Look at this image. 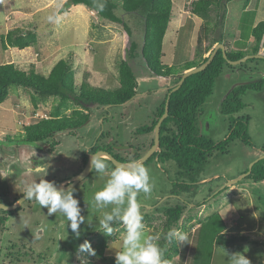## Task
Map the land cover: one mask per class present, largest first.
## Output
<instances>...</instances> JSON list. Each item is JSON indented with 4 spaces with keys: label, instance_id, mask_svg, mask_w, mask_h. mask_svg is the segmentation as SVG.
<instances>
[{
    "label": "rangeland",
    "instance_id": "rangeland-1",
    "mask_svg": "<svg viewBox=\"0 0 264 264\" xmlns=\"http://www.w3.org/2000/svg\"><path fill=\"white\" fill-rule=\"evenodd\" d=\"M192 1L173 0V16L163 41L161 61L164 64L178 66L197 57V38L204 20L192 13ZM245 2H228L224 34L227 46L232 49L238 48L236 39L250 42L251 25L264 20V0H250L247 6ZM50 15L53 16L52 21L48 20ZM15 26L37 28L38 39L35 45L24 49H3L0 44V64L13 62L26 71L34 66L36 72L48 75L55 63L66 58L73 60L77 84L86 78L93 85L108 89L120 85L119 64L127 47L122 24L102 19L84 4L67 6V0H0V36ZM139 28L140 25L135 30V37L141 38ZM207 45L204 40L203 46ZM261 54L264 55V47ZM132 63L140 82L137 95L122 105L93 104L89 110L72 103L64 115L85 109L89 111L90 119L74 129L72 134L67 130L55 135L60 143L53 148L52 154L44 142L9 143L4 139L6 133H22L26 125L49 117L53 106L58 104L52 96L34 106L31 90L11 86L9 97L0 103L1 202L13 201L26 184L33 181L39 182L43 178L54 182L77 174L83 169V153L98 139L101 144L114 145L122 155L129 153L130 160L136 153L134 149L144 152L148 148L155 133L138 135L136 130L151 123L153 112L174 80L172 77L146 74L141 57ZM243 63V67L241 63L224 66L216 79L214 93L202 107L199 129L215 141L228 134L229 116L221 112V102L226 93L240 84L258 81L264 75V60L247 59ZM243 101L245 107L233 116L249 117L248 133L252 145L235 140L228 154L216 153L195 176H179V168L172 159L158 162L155 158L145 166L149 169L153 190L149 195L140 193L137 199L142 205L147 234L153 230L160 231L156 227L163 221L166 207L178 203L187 207L175 228L187 235L186 249H182L186 242L179 243L182 250L171 262L163 264H228L224 249L229 254L244 253L252 264L264 261V180L241 177L263 154L264 84L259 90H247ZM131 145L134 149L130 148ZM103 158L108 156L103 155ZM53 159L58 161L56 165L51 164ZM39 162L51 165L44 177L43 173L37 176L29 172ZM105 162V174L99 175L92 170L74 186L73 195L78 198L81 215L85 217L78 238L62 214L48 216L47 209L41 208L35 200H26L22 210L10 217L9 229L6 226L0 233V264H102V255H115L124 231L123 222L118 219L110 221L113 233L105 234L99 220L103 212L111 211L114 205L106 209H96L93 205L95 191L103 187L114 169L110 161ZM238 178L236 183L230 184ZM176 181L191 185L178 194H172ZM182 182L177 185L182 186ZM223 231L228 235L243 232L248 239L219 245L216 237ZM70 240H74L73 243ZM86 240L94 244V256L79 250Z\"/></svg>",
    "mask_w": 264,
    "mask_h": 264
},
{
    "label": "trees",
    "instance_id": "trees-1",
    "mask_svg": "<svg viewBox=\"0 0 264 264\" xmlns=\"http://www.w3.org/2000/svg\"><path fill=\"white\" fill-rule=\"evenodd\" d=\"M230 1L232 0H193L191 2L190 9L192 13L204 20L197 38V57L175 66L164 64L161 61L164 37L173 16V0H67V6L84 4L97 12L102 19L123 25L127 47L119 64L120 85L114 89H108L93 85L86 78H83L81 83L77 84L73 60L70 61L71 59L66 58H62L55 63L48 75L36 72L34 66L26 71L17 67L13 62L1 63L0 103L9 97L12 85L31 90V100L34 106L52 96L58 101V104L53 106L49 117L26 125L22 133H6L4 139L7 142L37 143L45 141L51 145V149L59 145L60 142L54 138L55 135L67 130L72 134L74 129L85 124L90 119V113L85 109L89 110L90 105H122L137 95L139 90L138 75L132 62L139 57L143 59L141 64L146 74L163 78L172 77L174 80V84L167 89L162 102L153 112L151 123L136 130L138 135L155 133L156 123L165 112L166 100L171 89L177 84L184 72L205 62L208 58L205 54L212 51L216 44L224 43L227 57L231 60L240 59L248 54L256 55L263 52L264 20H260L254 26L251 25L249 29L250 42L236 39L237 49L227 46L224 28L228 14V2ZM245 1L244 5L247 6L250 0ZM120 10L122 11L120 12ZM119 12L123 13L120 14ZM138 25H140L139 29L142 32L141 38H138L139 36L135 37V30L138 29ZM37 39V28L15 26L5 34H1L0 44L3 49L8 47L24 49L35 45ZM204 40L208 42L206 47L203 46ZM247 46L248 49L245 50ZM255 60H264V57L248 59V61ZM225 65L232 66L224 57L222 50L219 49L205 69L186 77L181 87L171 92L168 115L160 126L159 150L155 151L143 163L145 166L155 158L158 162L172 159L179 168V176L184 174L195 176L200 167L206 164L216 153L228 154L230 145L235 140H239L246 145L253 144L248 133L249 117L233 115L245 107L243 95L247 90L262 88L264 75L258 81L243 83L230 89L224 96L221 102V112L229 116V124L228 134L223 139L215 141L199 129L198 120L202 114V107L206 99L214 93L216 79L222 73ZM244 65V63L240 64L242 67ZM85 76L87 75L85 74ZM72 103L85 109H76L72 115H64L65 111L72 106ZM73 135H75L74 132ZM153 143L154 137L151 139L148 148L144 152L138 149V153L134 155L132 160L114 155L112 150L104 146L94 147L93 145L82 155V168L86 165L89 156L98 150L111 153L119 160L128 163L140 160ZM262 148V153H264V142ZM113 168H115L114 165ZM246 178L255 181L264 180V158L254 163L251 173ZM60 181H63V179L55 181V184ZM181 182L176 181L175 184L173 183L172 194H178L191 185L185 181L182 182V186L177 185ZM186 208V205L179 203L166 207L164 209V219L160 226L156 227V229L159 227L160 231L153 230L150 233H160L161 239L158 243L164 250L162 264L171 262L180 250L186 249L188 240L184 246L182 245L183 248L181 249L179 243L173 241L170 244L164 238L169 230L179 226ZM1 211L8 213L4 210ZM1 221H4V217L0 215ZM238 239L247 241L248 236L243 232L228 235L223 231L217 235L216 243L226 246ZM74 240H70V243H73ZM91 247L94 249V244ZM101 258L102 264H115L114 255H102ZM87 263L97 264L95 262ZM260 264H264V261Z\"/></svg>",
    "mask_w": 264,
    "mask_h": 264
},
{
    "label": "clouds",
    "instance_id": "clouds-1",
    "mask_svg": "<svg viewBox=\"0 0 264 264\" xmlns=\"http://www.w3.org/2000/svg\"><path fill=\"white\" fill-rule=\"evenodd\" d=\"M48 20L52 21L53 16H48ZM103 155V153H96L91 157V170L99 175L105 174L107 169ZM49 167H51L50 163L39 162L33 165L29 172L37 176L43 173L44 177ZM152 190L149 169L142 161L135 160L127 164H117L111 170L103 187L95 191L93 205L96 209H106L109 205H114L111 211H104L99 220V226L104 233L107 235L113 233L109 222L114 219L122 221L124 225L119 250L115 253V264H162L164 250L158 243L161 237L158 234L146 233L142 205L137 199L140 193L149 195ZM74 192L75 188L71 184L68 185L67 190L64 187L58 189L55 182L42 178L39 182L33 181L26 184L22 193L25 200H35L41 208H46L48 216L62 214L68 227L78 238L81 234L80 225L85 221V217L81 215V207L78 199L73 195ZM164 238L170 244L173 241L183 244L188 240L184 232L176 229L169 230ZM79 250L87 251L93 256L96 254L87 240L79 246ZM224 252L228 264H252L242 252L229 254L225 249Z\"/></svg>",
    "mask_w": 264,
    "mask_h": 264
},
{
    "label": "water",
    "instance_id": "water-1",
    "mask_svg": "<svg viewBox=\"0 0 264 264\" xmlns=\"http://www.w3.org/2000/svg\"><path fill=\"white\" fill-rule=\"evenodd\" d=\"M221 49L223 54H224V57L227 59V61L230 63V64H240V63H243L244 61H246L247 59H250L252 57H255V58H263L264 55L262 54H256V55H252V54H248L240 59H237V60H231V59H228L227 57V54H226V47L224 45V43H218L215 45V47L213 48L212 52L209 54L207 60L205 62H203L202 64H200L199 66L193 68V69H190L186 72H184L182 75H181V78L180 80L177 82V84L171 89V91L169 92L168 94V97H167V100H166V105H165V112L162 114V116L159 118L158 122L156 123V126H155V136H154V143L152 144V146L145 152V154L140 158V161H142L143 163L145 161H147L148 158L151 157V155L159 150V147H160V126H161V123L162 121L164 120V118L168 115V111H169V100H170V95H171V92L177 90L178 88L181 87V85L183 84L184 80L186 79V77H188L189 75L193 74V73H196V72H199L203 69H205L209 63L213 60V58L215 57V55L217 54L218 50ZM128 102V101H127ZM96 153H103L104 155L108 156L109 160L116 166L117 164H127V162H124V161H120L119 159H117L115 156H113L112 154L106 152V151H103V150H99L97 152H94L93 154H96ZM91 154L88 158V161L86 163V165L84 166V168L77 174L75 175L73 178H71L70 180H67L65 183L64 182H59V183H56V186L57 188L59 189L60 187H64L65 190H67V187L69 184H71L72 187H74L76 184H78L80 181H82L92 170H91V157L92 155ZM264 158V153L256 160H254L250 166H249V169L247 172H245L244 174H242L241 177H246L248 174L251 173V170H252V167L254 165L255 162H257L258 160L260 159H263ZM239 180L238 179H235V180H232L230 182V184H234L236 183L237 181ZM25 201L24 199V195H22L14 204H11V205H7V204H4L2 202H0V206H3L2 209H5V210H12V209H15L17 208L18 206H20L22 204V202Z\"/></svg>",
    "mask_w": 264,
    "mask_h": 264
},
{
    "label": "flooded vegetation",
    "instance_id": "flooded-vegetation-1",
    "mask_svg": "<svg viewBox=\"0 0 264 264\" xmlns=\"http://www.w3.org/2000/svg\"><path fill=\"white\" fill-rule=\"evenodd\" d=\"M61 133H63V132H60V133H58V134H61ZM57 135V134H56ZM7 142V141H6ZM21 141H18V142H9V143H20ZM40 142H44V144L48 147V151L52 154V153H54V150L55 149H51V145L49 144V143H47V142H45V141H40ZM37 143H39V142H37ZM100 143V140L98 139L97 140V142L94 144V147H97V146H104V147H106V148H108V149H110V150H112L113 151V153H114V155H118L119 157H124V158H130V154L128 153H125V154H127V155H122L121 154V152L118 150V149H116V147L114 146V145H111V144H101ZM92 148V147H91ZM130 148L131 149H134V147H133V145H131L130 146ZM90 149V148H89ZM88 149V150H89ZM104 149V148H103ZM135 151H136V153L134 154V155H136L137 153H138V148L137 149H134ZM133 150V151H134ZM99 151V150H98ZM104 151V150H103ZM86 152V151H85ZM97 152V151H96ZM132 152V151H131ZM111 154V153H110ZM113 155V154H112ZM113 155V156H114ZM134 155H133V158H134ZM103 159H105V160H108V161H110L108 158H103ZM118 159V158H117ZM121 161V160H120ZM55 162L57 163L58 161L57 160H51V164L52 165H56L55 164ZM111 162V161H110ZM111 164H112V162H111ZM114 164H112V166H113ZM115 166V165H114ZM84 168V167H83ZM82 170V169H81ZM79 173V172H78ZM77 173V174H78ZM91 173H92V171H91ZM76 173L75 174H73L72 176H70V177H68V179L67 178H65V179H63V181H60V182H64V181H67V180H69V179H71V178H73L75 175H77ZM57 181V180H56ZM55 182V181H54ZM22 195H24V193H20L18 196H16L14 199H13V201H11V202H8V203H4V204H7V205H11V204H14ZM78 199V198H77ZM26 201V200H25ZM25 201H23L22 202V204L25 202ZM0 202H1V198H0ZM3 203V202H2ZM22 204L20 205V206H18L17 208H15V209H12V210H5V209H2V208H0V215L2 216V217H4V221H1L0 222V233H2L5 229H6V226H7V229H9V227H8V221H9V219H10V217H12L14 214H15V212H18V211H21L22 210ZM1 210H4V211H6V212H8V213H5V212H2ZM9 232V231H8ZM0 249H1V247H0Z\"/></svg>",
    "mask_w": 264,
    "mask_h": 264
},
{
    "label": "crops",
    "instance_id": "crops-1",
    "mask_svg": "<svg viewBox=\"0 0 264 264\" xmlns=\"http://www.w3.org/2000/svg\"><path fill=\"white\" fill-rule=\"evenodd\" d=\"M140 83V82H139ZM66 181H64V183H65ZM256 229V228H255ZM255 229H253L252 231H255ZM115 256V255H114Z\"/></svg>",
    "mask_w": 264,
    "mask_h": 264
}]
</instances>
